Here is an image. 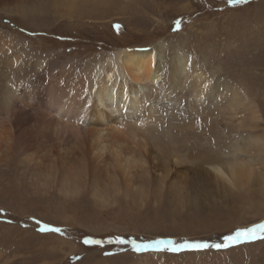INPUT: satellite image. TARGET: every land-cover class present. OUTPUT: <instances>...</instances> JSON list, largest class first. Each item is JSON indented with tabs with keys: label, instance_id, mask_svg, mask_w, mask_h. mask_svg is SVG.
<instances>
[{
	"label": "rangeland",
	"instance_id": "1",
	"mask_svg": "<svg viewBox=\"0 0 264 264\" xmlns=\"http://www.w3.org/2000/svg\"><path fill=\"white\" fill-rule=\"evenodd\" d=\"M159 44L155 100L170 90L178 54L216 95L195 104L189 87L172 89L158 128L141 141L147 166L106 204L84 172L65 188L52 166L72 151L83 123L59 108L87 101L91 73L115 52ZM234 95L249 102L231 108ZM26 114L31 123L20 125ZM252 139L264 140V0H0V264H264L262 233L221 249L132 246L224 243L264 224V198L217 181L211 169L238 141L245 159L263 166Z\"/></svg>",
	"mask_w": 264,
	"mask_h": 264
},
{
	"label": "bare ground",
	"instance_id": "2",
	"mask_svg": "<svg viewBox=\"0 0 264 264\" xmlns=\"http://www.w3.org/2000/svg\"><path fill=\"white\" fill-rule=\"evenodd\" d=\"M156 46L115 52L108 60L100 62L91 73L93 88L87 95L88 100L78 106L66 103L59 108L62 117L72 114L83 123L72 151L68 149L65 158L52 166L63 175L65 188L84 172L95 194L102 199H96L98 203L106 204V199L112 193L132 186L138 172L147 166L151 154L146 143L141 141L152 132V126L155 130L159 125L155 119L163 116L168 106L166 103L172 101V89L184 91L189 87L195 104L216 95V89L210 86L197 66H189V58L178 54L173 59L170 72V90L165 91L162 99L155 100L161 79L158 63L163 51L162 45ZM215 100L217 102L219 97ZM146 101L149 102L147 108ZM247 102L234 95L228 105L232 108V105L244 106ZM72 107L75 108L71 110ZM19 116L22 118V112ZM25 116L28 119L19 120L20 125L32 120L28 114ZM250 143L253 144V150L263 155V166H257L252 159H245L249 149L243 147L245 143L242 145L238 141L231 146L232 151L225 156V162L211 169L217 181L256 192L264 198V140L252 139ZM74 152L78 153L77 157L73 155ZM167 165L160 167L167 172Z\"/></svg>",
	"mask_w": 264,
	"mask_h": 264
},
{
	"label": "snow or ice",
	"instance_id": "3",
	"mask_svg": "<svg viewBox=\"0 0 264 264\" xmlns=\"http://www.w3.org/2000/svg\"><path fill=\"white\" fill-rule=\"evenodd\" d=\"M233 5L242 3L243 0H229ZM41 231L59 232L58 228H44ZM264 234V224H260L256 227L250 229H244L235 232L234 235H228L225 238L224 243L211 244L209 242H191L184 241L182 243L170 239H159L149 243H137L132 241L133 249L137 252H147L148 250L153 251H169L173 253H178L184 250H207L209 248L221 249L223 247L238 245L241 241H248L257 238V234ZM89 243H99L98 241H92ZM120 244L126 243L125 240L121 239L118 241Z\"/></svg>",
	"mask_w": 264,
	"mask_h": 264
}]
</instances>
